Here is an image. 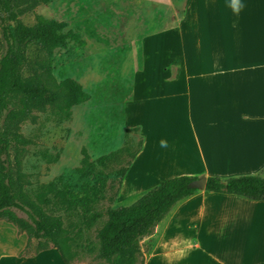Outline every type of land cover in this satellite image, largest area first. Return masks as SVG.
<instances>
[{"label":"rangeland","instance_id":"rangeland-1","mask_svg":"<svg viewBox=\"0 0 264 264\" xmlns=\"http://www.w3.org/2000/svg\"><path fill=\"white\" fill-rule=\"evenodd\" d=\"M186 1L50 0L39 5L34 14L21 17L25 25L33 24L35 14L63 24L61 32L70 35L66 46L42 51L38 57L49 65L44 78L51 86L73 80L88 95L86 102L68 111L46 106L20 123V132L31 143L12 154L11 160L24 189L43 191L47 184L79 168L87 155L94 163L96 186L106 197L111 181L102 185L96 174L117 170L128 161L132 165L131 156L145 143L114 203L99 200L85 219L53 209L74 239L76 264H108L98 257L99 232L107 222L108 209L131 205L162 181L204 177L203 163L208 165L209 159L206 157L205 163L197 151L195 135L203 141L200 131L190 127L189 118L193 117L188 103L156 92V97L147 99L157 84L166 83L177 72L180 60L171 33ZM34 55L32 48L29 56ZM161 140L167 141L166 148L160 146ZM255 226H259L257 222ZM162 227L156 226L141 240V253L132 264L146 263ZM179 232L186 233L183 229ZM24 237L14 226L0 225V255L4 258L0 264H21L17 258ZM252 250L248 248L246 257H264L263 251Z\"/></svg>","mask_w":264,"mask_h":264},{"label":"crops","instance_id":"crops-1","mask_svg":"<svg viewBox=\"0 0 264 264\" xmlns=\"http://www.w3.org/2000/svg\"><path fill=\"white\" fill-rule=\"evenodd\" d=\"M241 3L235 15L229 0H187L171 33L180 60L177 72L147 97L156 92L188 103L190 127L203 141L195 135L197 151L205 163L209 159V166L203 163L205 178H264V0ZM144 148L143 141L124 183ZM157 226L163 227L145 264H264V257H246L249 247L264 253V200L201 190ZM17 259L64 264L55 249L35 260Z\"/></svg>","mask_w":264,"mask_h":264},{"label":"trees","instance_id":"trees-1","mask_svg":"<svg viewBox=\"0 0 264 264\" xmlns=\"http://www.w3.org/2000/svg\"><path fill=\"white\" fill-rule=\"evenodd\" d=\"M48 2L50 0H0V222L11 224L18 235L26 236L24 248L18 255L20 258H33L55 249L64 264H76L77 252L72 251L74 239L62 217L53 214V209L85 219L99 200L106 198L114 203L131 161L107 174H96L102 185L111 181L110 195L106 197L96 186L94 163L87 155L79 168L65 173L36 193L24 189L20 173L13 169L12 154L16 155L31 143L20 132V123L34 110L56 106L68 111L88 100V95L75 81L66 80L61 85L51 86L44 78L50 69L39 55L42 51L65 47L70 35L61 32L63 24L40 15H34L32 25H25L21 17L34 14L39 5ZM32 48L38 60L29 56ZM141 147L142 144L131 160ZM196 179L179 176L162 181L131 205L108 209L107 222L99 232L98 257L108 264H132L141 253V240L150 236L178 203L197 192L189 187ZM114 181H117L115 186ZM204 191L263 201L264 178L257 175L209 176Z\"/></svg>","mask_w":264,"mask_h":264},{"label":"clouds","instance_id":"clouds-1","mask_svg":"<svg viewBox=\"0 0 264 264\" xmlns=\"http://www.w3.org/2000/svg\"><path fill=\"white\" fill-rule=\"evenodd\" d=\"M228 7L232 10L233 14L239 15L244 5L241 3V0H229ZM159 143L162 148H166L168 146L166 140H161Z\"/></svg>","mask_w":264,"mask_h":264},{"label":"water","instance_id":"water-1","mask_svg":"<svg viewBox=\"0 0 264 264\" xmlns=\"http://www.w3.org/2000/svg\"><path fill=\"white\" fill-rule=\"evenodd\" d=\"M205 183H206V178L205 177H200L196 180H193L189 183V187L191 189H195L197 191L204 190L205 188Z\"/></svg>","mask_w":264,"mask_h":264}]
</instances>
